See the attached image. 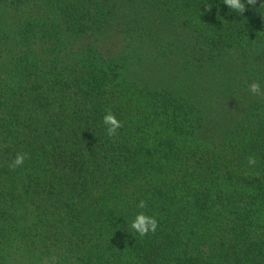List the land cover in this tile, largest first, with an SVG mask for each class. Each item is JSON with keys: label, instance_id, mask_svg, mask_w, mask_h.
<instances>
[{"label": "trees", "instance_id": "obj_1", "mask_svg": "<svg viewBox=\"0 0 264 264\" xmlns=\"http://www.w3.org/2000/svg\"><path fill=\"white\" fill-rule=\"evenodd\" d=\"M260 2L0 0V264H264ZM111 32L128 51L98 48ZM160 47L190 76L132 74ZM139 211L154 233H126Z\"/></svg>", "mask_w": 264, "mask_h": 264}, {"label": "rangeland", "instance_id": "obj_2", "mask_svg": "<svg viewBox=\"0 0 264 264\" xmlns=\"http://www.w3.org/2000/svg\"><path fill=\"white\" fill-rule=\"evenodd\" d=\"M32 34L34 35L33 31L30 36ZM124 36V34L118 35L116 32H111L110 34L104 35L102 40H99L100 43L97 46L103 50V53L106 52L111 55H116L122 51H128L129 43ZM30 44L33 45L35 43L30 41ZM139 46L141 47L142 45ZM162 50L164 53H162ZM181 50V53H175L174 51L168 53V50L163 47H160V49L147 48L141 53V56L143 57L141 64H132V74L145 76L157 86L170 83V81L174 80L177 75L183 77L188 66L187 60H189V58L188 55L183 52L185 50L183 47H181ZM189 76L190 74L188 73L184 74V77ZM65 215L66 213H64V217ZM27 220L30 222V218ZM9 228L11 229V227ZM22 232L25 233L26 230L23 228ZM11 248H15V245ZM19 249L21 248H16L14 251L19 252ZM63 252L64 251L52 250L50 252L51 255L48 257L49 259L45 260L43 264H54L56 262V256H59ZM22 258L23 255L19 252L13 257V261H18L16 264H29Z\"/></svg>", "mask_w": 264, "mask_h": 264}, {"label": "clouds", "instance_id": "obj_3", "mask_svg": "<svg viewBox=\"0 0 264 264\" xmlns=\"http://www.w3.org/2000/svg\"><path fill=\"white\" fill-rule=\"evenodd\" d=\"M223 5L227 7L230 12H234L236 14H243L249 6H255L256 0H223ZM212 5H207L206 11L211 10ZM258 12L264 14V0H261L258 7ZM251 94H260L261 93V84L259 82H252L249 85ZM103 123L105 125V129L107 135L109 137H114L116 135L117 129L121 127V121L119 118L111 111H107L103 116ZM25 153H17L13 158L10 168L16 169L21 167L25 161ZM249 165H255L256 159L253 156L248 158ZM147 206V202L145 200H140L136 207L139 209H145ZM158 220L154 215H149L144 211H139L135 214V216L130 220L129 229L126 233L136 237L145 236L149 233H154L158 228Z\"/></svg>", "mask_w": 264, "mask_h": 264}]
</instances>
